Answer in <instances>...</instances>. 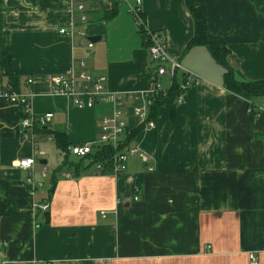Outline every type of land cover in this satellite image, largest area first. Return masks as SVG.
<instances>
[{"label": "crops", "instance_id": "1", "mask_svg": "<svg viewBox=\"0 0 264 264\" xmlns=\"http://www.w3.org/2000/svg\"><path fill=\"white\" fill-rule=\"evenodd\" d=\"M79 1L0 0V51L10 52L16 92L32 112L52 113L46 127L65 132L67 146L91 143L111 106L76 107L53 92L54 75L84 70L124 95L172 84L128 13L135 0H82L86 23L74 26ZM198 10L236 77L264 80V0H198ZM141 15L199 82L181 104L158 107L152 128L125 111L127 132L138 129L128 146L149 159L129 157L119 175L66 156L53 134L20 135V108L0 98V264H248L250 252L264 264V98L247 112L206 46L186 48L193 25L182 0H141ZM10 85L0 71V91ZM21 157L35 159L31 170L17 167ZM2 198L22 212L5 215Z\"/></svg>", "mask_w": 264, "mask_h": 264}, {"label": "built area", "instance_id": "2", "mask_svg": "<svg viewBox=\"0 0 264 264\" xmlns=\"http://www.w3.org/2000/svg\"><path fill=\"white\" fill-rule=\"evenodd\" d=\"M121 1V0H117ZM79 12V20L77 25L86 23L84 15V7L80 0L74 7ZM128 13L134 20L138 28L142 29L144 43L148 49L150 59L156 63V72L158 76H169L173 79L179 77L180 92L174 100V104H181L185 99L186 91L197 85L200 77L183 68L179 62L171 57L165 46L164 33L157 30H149L144 27L141 15V0H135L133 4L128 5ZM60 34L72 37L79 35L85 38L86 34L82 30L68 31L64 28L59 29ZM87 49L92 47L91 42H87ZM82 65V62H81ZM30 82V80H28ZM53 92L56 94L67 95L71 98L72 103L78 108H90L96 103H108L111 106L109 115H104L99 120L98 136L91 143L72 144L68 146L70 155L75 157H83L93 151V147L98 148L102 145H109L113 149V158L111 166V175H119L126 169V163L129 157L136 155L141 162L146 163L149 154L139 148L137 145L128 146L125 142L127 133V124L123 118L126 110L129 114L137 117L148 127H154L155 123L149 118V108L152 105L153 97L159 93H164L165 89L160 88L156 83L148 90L140 93H110L106 89V80L104 76H93L90 73L81 70L78 73L70 71L67 74H58L52 77ZM0 98L3 102L10 105H16L20 108L19 133L22 136L32 137L35 127H46L52 117L51 112L34 113L29 110L27 105V97L13 91L11 86L0 91ZM258 111H264V100L257 107ZM257 111V112H258ZM247 112H251L249 106ZM256 112V113H257ZM35 163L33 157H21L17 161V167L22 170H31ZM96 169L100 170L101 166L96 164ZM146 171H152L153 168L145 164ZM67 176V175H66ZM138 187H136L137 189ZM40 210L45 211L48 208L47 203L37 206ZM103 215V212H101ZM248 264H258L257 256L254 252L248 254Z\"/></svg>", "mask_w": 264, "mask_h": 264}, {"label": "trees", "instance_id": "3", "mask_svg": "<svg viewBox=\"0 0 264 264\" xmlns=\"http://www.w3.org/2000/svg\"><path fill=\"white\" fill-rule=\"evenodd\" d=\"M183 4L190 14L192 19L193 30L189 40L186 43V48H189L194 45H204L208 49L211 57L214 61L223 67V83L224 86L246 99L249 103L250 113L257 112L254 107L255 105L252 102L253 98H264V80H246L242 77H236L233 66L230 64L228 56L229 49L226 43L219 37L212 35L206 28L205 20L201 13L198 10V0H182ZM113 12L109 10L108 15H111ZM147 45V44H146ZM0 71L1 76L6 77L8 83L12 86L13 91H17V76L14 75L11 71V55L9 51H0ZM180 78L174 77L172 79V84L164 93H159L153 97L152 105L149 108V118H154V113L158 107H161L166 104H173L177 95L180 92L179 84ZM21 116V113H20ZM138 129H134L131 132H127L125 139L128 144L137 132ZM34 138L45 137L49 134H53L57 145L61 147L63 151L66 152V156L70 155L67 144L65 141V132L62 130H50L47 127H35L33 129ZM113 149L109 145H102L98 148H95L91 153L83 156L77 157L80 159L87 158L90 162L89 165L99 164L101 166L100 170H97V173H111L112 158H113ZM135 184L139 188L140 186V177H135ZM5 204L4 214H13L21 213L22 211L17 209L12 201L6 198H2Z\"/></svg>", "mask_w": 264, "mask_h": 264}, {"label": "water", "instance_id": "4", "mask_svg": "<svg viewBox=\"0 0 264 264\" xmlns=\"http://www.w3.org/2000/svg\"><path fill=\"white\" fill-rule=\"evenodd\" d=\"M87 40H89V41H93V40H95V39H93L92 37H90V39L87 38ZM39 163H41V161H39ZM43 163H44V162H43Z\"/></svg>", "mask_w": 264, "mask_h": 264}, {"label": "rangeland", "instance_id": "5", "mask_svg": "<svg viewBox=\"0 0 264 264\" xmlns=\"http://www.w3.org/2000/svg\"><path fill=\"white\" fill-rule=\"evenodd\" d=\"M43 142V141H42Z\"/></svg>", "mask_w": 264, "mask_h": 264}]
</instances>
